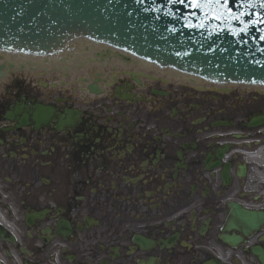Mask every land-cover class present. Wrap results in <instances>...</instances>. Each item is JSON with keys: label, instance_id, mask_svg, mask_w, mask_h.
Wrapping results in <instances>:
<instances>
[{"label": "flooded vegetation", "instance_id": "1", "mask_svg": "<svg viewBox=\"0 0 264 264\" xmlns=\"http://www.w3.org/2000/svg\"><path fill=\"white\" fill-rule=\"evenodd\" d=\"M84 68L12 78L0 95V171L10 169L19 225L11 255L33 264H263L264 92L113 59ZM40 107L71 123L35 119ZM239 213L263 217L249 233L241 221L227 229Z\"/></svg>", "mask_w": 264, "mask_h": 264}, {"label": "water", "instance_id": "2", "mask_svg": "<svg viewBox=\"0 0 264 264\" xmlns=\"http://www.w3.org/2000/svg\"><path fill=\"white\" fill-rule=\"evenodd\" d=\"M167 5V0H0V49L52 53L65 48L71 39L87 35L211 79L264 80V51L260 52L249 36L237 40L226 32L204 38L183 27L180 15L189 8L172 5L180 14L174 20L163 15L170 10ZM157 8L162 11L156 12ZM171 27L179 31L172 35L166 30ZM185 49L192 55H174Z\"/></svg>", "mask_w": 264, "mask_h": 264}, {"label": "snow or ice", "instance_id": "3", "mask_svg": "<svg viewBox=\"0 0 264 264\" xmlns=\"http://www.w3.org/2000/svg\"><path fill=\"white\" fill-rule=\"evenodd\" d=\"M229 0H167L169 6L172 5H184L186 8L197 11H191L183 16V27L188 29H196L201 32H207L208 38L212 35H219L221 33H229L233 37L247 36L250 31L256 28L258 25L264 24V14L258 11H250L255 9L264 10V0H240L237 7L240 11H234L228 6ZM156 12H161V8L155 9ZM178 11V9H177ZM164 16L172 19H178L179 17L172 10L163 13ZM246 17H253L247 19ZM159 20L160 17H157ZM195 21V22H194ZM239 25L236 27L235 25ZM168 32L175 35L179 29L176 27L166 28ZM261 35L259 39L264 41V28L259 29ZM167 40V37H162ZM180 46H183V41H180ZM247 43V41H243ZM215 51V49H210ZM264 51V49H262ZM174 55L183 58L184 56H191L192 53L185 49L184 51H175ZM207 55V53H205ZM259 64V61H256ZM255 83L256 81H252ZM35 119L50 121L52 119L71 123L72 117L69 114H65L63 117L57 116L53 113H37L34 116Z\"/></svg>", "mask_w": 264, "mask_h": 264}, {"label": "bare ground", "instance_id": "4", "mask_svg": "<svg viewBox=\"0 0 264 264\" xmlns=\"http://www.w3.org/2000/svg\"><path fill=\"white\" fill-rule=\"evenodd\" d=\"M177 76L178 77H184V78L186 77V76H179V75H177ZM5 80H3V79L0 80V86L3 85V82ZM228 87H233V86H228ZM8 188L7 187H2V180H0V197L4 196V197L1 198L2 201H0V205H3L5 207L7 206V205H5L6 202L11 200V199H9V195H8L9 194L8 193L9 190H8ZM1 194H3V195H1ZM10 194H11V192H10ZM9 217H8L7 214H5V213H3V211H1V213H0V224L2 226H4V227H8V228H10L11 230L14 231L15 230V224H14V221H13L14 219H11V216H9Z\"/></svg>", "mask_w": 264, "mask_h": 264}, {"label": "rangeland", "instance_id": "5", "mask_svg": "<svg viewBox=\"0 0 264 264\" xmlns=\"http://www.w3.org/2000/svg\"><path fill=\"white\" fill-rule=\"evenodd\" d=\"M7 88H11V84H10V83H9V86H7ZM5 90H6V88H5ZM7 90H8V89H7ZM7 90H6V91H7ZM2 93H3V92H2ZM0 94H1V93H0ZM6 169L10 170L8 166L6 167ZM1 180H3V178H1ZM3 181H4V180H3ZM4 184H5V186H6L7 188L9 187V188H8V189H9V192H8V193H9V194H8V195H9V199H12V200H13V196L10 194V186H9L10 184L8 185L7 183H5V181H4ZM1 195H2V194H1ZM11 202H12V201H11Z\"/></svg>", "mask_w": 264, "mask_h": 264}]
</instances>
